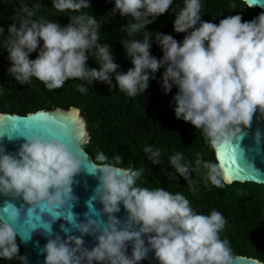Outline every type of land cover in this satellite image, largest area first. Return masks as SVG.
Segmentation results:
<instances>
[{
  "label": "clouds",
  "instance_id": "obj_1",
  "mask_svg": "<svg viewBox=\"0 0 264 264\" xmlns=\"http://www.w3.org/2000/svg\"><path fill=\"white\" fill-rule=\"evenodd\" d=\"M172 3L114 0L113 13L134 21L122 26L127 36L143 37L121 42L131 67L118 73L110 46L98 42L100 24L81 11L90 8L89 0H52L59 13H81L70 16L66 26L33 19L41 8L39 0L31 7L18 0L16 22L8 27L7 38L0 41L11 65L7 72L21 85L32 83L34 77L49 91L61 88L69 79H79L85 82L77 86L81 93H86V84L93 81L105 82L111 88L110 74L115 73L119 91L135 97L145 92L150 79L163 68L164 93L173 85L178 89L172 97L175 117L200 129L211 148L228 145L238 155L239 141L245 134L242 129L251 127L255 113L264 115V10L250 21H242L237 14L217 24L201 20V0H184L173 21L175 32L187 33L178 42L171 35L145 30ZM3 31L0 28V34ZM153 35L162 51L159 59L150 53ZM38 47L37 57L29 59ZM92 55L98 69L86 66ZM39 126V131L18 130L8 137L23 140L15 153L0 147V195L8 198L0 207V258L26 264V258L19 256L18 237L27 241L34 231L41 230L49 237L41 249L44 264H139L150 251L159 264H234L229 242L221 239L226 219L219 211L197 214L180 193L137 186L142 170L122 167L118 154L109 161L99 153L87 167L78 148L67 142L73 130L50 116L42 118ZM53 126L61 128V133L53 131ZM256 137L259 140V132ZM144 152L154 164L160 163L158 150L146 146ZM169 164L187 181L193 194L198 182L192 174L201 168L206 170V182L224 185L220 164L204 161L199 154L195 167L180 152L170 157ZM84 168L98 183L87 201L85 222H78L71 212L77 199L73 184ZM17 199L23 201L19 207L14 203ZM94 201L102 209L96 210ZM121 205L126 212L124 220L115 215ZM58 219L71 225L61 226L66 238L52 232V223ZM18 224L29 225L26 237L14 226ZM73 229L80 235L69 234ZM85 235L95 238L91 249L84 247Z\"/></svg>",
  "mask_w": 264,
  "mask_h": 264
},
{
  "label": "trees",
  "instance_id": "obj_2",
  "mask_svg": "<svg viewBox=\"0 0 264 264\" xmlns=\"http://www.w3.org/2000/svg\"><path fill=\"white\" fill-rule=\"evenodd\" d=\"M25 3L31 7L36 0H25ZM39 3L41 8L33 19L66 26L70 16L81 14L59 13L52 7V0H39ZM89 3L90 8L81 11L98 21L101 26L98 42L110 46L113 62L118 65L116 71L126 72L131 67V61L125 55L121 42L135 38L142 40L143 37H136L135 34L127 36L122 26L126 27L127 23L134 21L131 17L120 16L118 12L113 13L114 0H89ZM201 3V20L217 24L221 19L237 14L242 17V21H250L261 12L260 9L247 7L241 0H201ZM183 5L184 0H173L169 10L146 25L145 30L171 35L182 42L187 33L175 32L173 21ZM18 7V0H0V28L4 29L0 41L7 38L8 27L16 22ZM150 40L151 55L161 58L162 51L155 36L150 37ZM40 44L42 46V41ZM38 52L39 47L29 54V59H35ZM10 66L6 50L0 48V112L24 115L54 107L78 108L88 131V138L81 146L93 162L99 153H104L109 161L118 154L123 160L122 167L142 170L136 180L137 186L150 190L163 187L173 194L180 193L189 200L197 214L209 215L212 210L219 211L226 219L221 239L229 242L233 255L254 258L264 263V186L233 182L216 187L206 182V170L201 168L192 174L198 182L197 191L193 194L187 181L169 164L170 157L177 152L182 153L193 167L197 154L204 161L216 162L213 150L201 130L175 117L172 97L178 89L173 85L170 92L164 93L161 86L163 68L150 79L144 93L129 97L115 86V73L110 74L111 88L105 82L93 81L91 85L86 84L87 92L81 93L77 86L85 82L69 79L61 88L49 91L34 77L30 84H19L8 74ZM86 66L98 69L94 55L89 56ZM146 146L159 151V164H154L147 157L148 154L144 152ZM0 264L20 263L18 259L0 258Z\"/></svg>",
  "mask_w": 264,
  "mask_h": 264
},
{
  "label": "water",
  "instance_id": "obj_3",
  "mask_svg": "<svg viewBox=\"0 0 264 264\" xmlns=\"http://www.w3.org/2000/svg\"><path fill=\"white\" fill-rule=\"evenodd\" d=\"M247 7L249 4L254 6L249 8H257L261 11L264 10V0H241ZM52 117L58 124L68 126L70 130H73V135L68 137L67 142L75 145L81 158L85 161V165L90 167V163L93 160L87 155L82 148V144L88 138V131L86 128V122L82 115H80L78 108L73 106H67L66 109L60 107H54L48 110H35L28 112L24 115L16 113H4L0 112V147L4 148L6 152L15 153L19 145L23 143V140L16 138L9 140V136L16 135L17 131L32 132L39 131V121L45 117ZM25 125L28 127L26 128ZM53 131L61 133L62 129L53 126ZM243 139L239 141V154L232 150L231 146L223 145L217 149H213V156L215 162L219 163L224 172V183L229 184L233 182L237 183H255L264 186V115L259 112L255 113L252 119L251 127L242 129ZM260 133L259 140H257L256 133ZM237 141H233L236 144ZM73 184V194L77 198L73 202L71 212L77 217L78 222H85V213L89 211L87 207V201L94 194V189L98 183L95 176L88 174L87 169L84 168L75 178ZM7 197L0 195V207L3 206ZM17 207H19L23 201L17 199L14 201ZM96 210L102 209V205L98 201H94ZM117 218L124 220L126 218V212L121 205L120 212L115 214ZM106 219V217H104ZM65 228H71V225L64 219H58L52 223V232L54 235H59L61 238H66L65 232L62 231L61 226ZM18 231H20L25 237L29 231V225L18 224L14 225ZM69 234L79 236L80 233L76 230H72ZM47 237L41 230L34 231L31 234V238L27 241L19 240V256L26 258V264H44V255L41 251L44 244L47 242ZM84 247L91 249L95 245V238L91 235L83 236ZM127 253L131 254V244L127 248ZM234 264H253L256 259L233 255ZM21 264V262L19 261ZM139 264H159L154 258V253L151 251L147 254V257L139 262ZM260 264H264L260 262Z\"/></svg>",
  "mask_w": 264,
  "mask_h": 264
}]
</instances>
